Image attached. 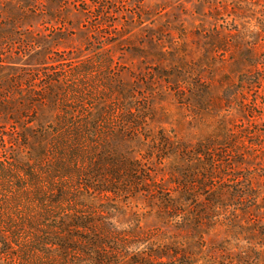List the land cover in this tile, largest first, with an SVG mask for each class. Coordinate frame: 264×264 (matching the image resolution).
Masks as SVG:
<instances>
[{"label":"rangeland","instance_id":"rangeland-1","mask_svg":"<svg viewBox=\"0 0 264 264\" xmlns=\"http://www.w3.org/2000/svg\"><path fill=\"white\" fill-rule=\"evenodd\" d=\"M113 167L110 193L89 170ZM58 232L264 264V0H0V264Z\"/></svg>","mask_w":264,"mask_h":264},{"label":"trees","instance_id":"trees-1","mask_svg":"<svg viewBox=\"0 0 264 264\" xmlns=\"http://www.w3.org/2000/svg\"><path fill=\"white\" fill-rule=\"evenodd\" d=\"M108 172L95 171L94 168L90 169V173H98L96 178L98 181H104L111 183L110 187H105L102 190L107 192H118L117 189H120L119 186H116L117 183H122L123 181H132L134 172H130L126 169H116L109 168ZM126 172V174H125ZM95 176V175H94ZM134 183V182H133ZM89 188L93 187L92 182H87ZM221 206L217 207V210H220ZM77 219L75 224H69L68 222L59 221V225L62 228H65L66 231L69 230V227H79V228H89L90 223L86 220H83L77 215L74 216ZM58 228L59 226L56 225ZM53 243L59 246H51L52 248H45V246H40L37 248L38 251L44 257L45 264H115L119 261L123 253V249L120 247L115 248L114 246H101L102 240H97L101 244L98 246H68L66 241V232L54 233ZM129 234V233H128ZM88 241V238H87ZM105 247V248H104ZM128 253V252H127ZM141 264L148 263L147 260L140 262ZM150 264V263H148Z\"/></svg>","mask_w":264,"mask_h":264}]
</instances>
